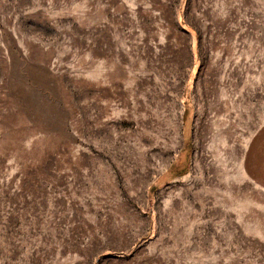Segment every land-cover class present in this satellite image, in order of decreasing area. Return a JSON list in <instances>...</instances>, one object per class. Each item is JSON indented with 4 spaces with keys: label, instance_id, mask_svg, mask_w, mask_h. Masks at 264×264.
<instances>
[{
    "label": "rangeland",
    "instance_id": "obj_1",
    "mask_svg": "<svg viewBox=\"0 0 264 264\" xmlns=\"http://www.w3.org/2000/svg\"><path fill=\"white\" fill-rule=\"evenodd\" d=\"M0 264H264V0H0Z\"/></svg>",
    "mask_w": 264,
    "mask_h": 264
}]
</instances>
